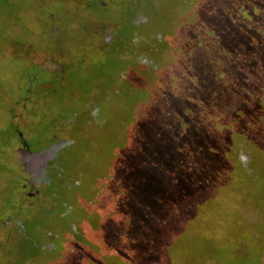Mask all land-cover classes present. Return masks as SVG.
I'll return each mask as SVG.
<instances>
[{"label":"rangeland","instance_id":"374dc122","mask_svg":"<svg viewBox=\"0 0 264 264\" xmlns=\"http://www.w3.org/2000/svg\"><path fill=\"white\" fill-rule=\"evenodd\" d=\"M0 264H264V0H0Z\"/></svg>","mask_w":264,"mask_h":264},{"label":"flooded vegetation","instance_id":"af4514ba","mask_svg":"<svg viewBox=\"0 0 264 264\" xmlns=\"http://www.w3.org/2000/svg\"><path fill=\"white\" fill-rule=\"evenodd\" d=\"M41 174V173H40ZM43 175H41V176H44V173H42Z\"/></svg>","mask_w":264,"mask_h":264},{"label":"trees","instance_id":"16d2710c","mask_svg":"<svg viewBox=\"0 0 264 264\" xmlns=\"http://www.w3.org/2000/svg\"><path fill=\"white\" fill-rule=\"evenodd\" d=\"M31 75V74H30ZM32 77H33V75H32Z\"/></svg>","mask_w":264,"mask_h":264},{"label":"crops","instance_id":"0c3cea01","mask_svg":"<svg viewBox=\"0 0 264 264\" xmlns=\"http://www.w3.org/2000/svg\"><path fill=\"white\" fill-rule=\"evenodd\" d=\"M44 173V172H43Z\"/></svg>","mask_w":264,"mask_h":264}]
</instances>
